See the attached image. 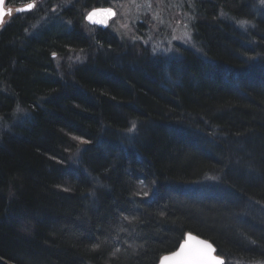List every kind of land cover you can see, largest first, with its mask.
Instances as JSON below:
<instances>
[{
    "label": "trees",
    "instance_id": "1",
    "mask_svg": "<svg viewBox=\"0 0 264 264\" xmlns=\"http://www.w3.org/2000/svg\"><path fill=\"white\" fill-rule=\"evenodd\" d=\"M52 1L39 0L0 31V115L6 120L12 110L17 121L16 128L0 120V264H158L181 228L242 253L226 238L231 210L203 201L205 187L195 197L187 186L222 168L225 155L204 143V132L218 130L224 143L235 142V153L254 158L262 178L252 193L264 199V0H194L180 83L149 58L130 59L123 69L108 61L95 70H58L51 52L91 43L74 25L52 27L65 14L52 12ZM140 115L154 122L149 133ZM21 118L30 126L21 128ZM137 135L148 138L142 151L130 150ZM66 147L73 157L93 149L75 167L87 176L103 167L105 188L60 164L69 166ZM132 155L143 156L139 167ZM142 180L157 186L154 203L140 206L145 214L133 212L130 200ZM250 232L246 241L264 245L262 232Z\"/></svg>",
    "mask_w": 264,
    "mask_h": 264
},
{
    "label": "bare ground",
    "instance_id": "2",
    "mask_svg": "<svg viewBox=\"0 0 264 264\" xmlns=\"http://www.w3.org/2000/svg\"><path fill=\"white\" fill-rule=\"evenodd\" d=\"M81 1L82 0H76L75 3H71L70 6H74L73 8L68 5L70 9H65V14H62L63 17H65V15L66 17L63 18L61 16L58 21H55V26L57 28H65L64 26H68L69 19L71 18L81 19V13L83 11L88 10L91 5L90 3L95 0H83V2ZM187 3L188 2L184 4L183 10L185 9L186 12H189L192 9L189 6L190 3ZM8 18L10 17H7V19ZM201 20L204 19L199 18V21ZM5 26L6 24L3 25V27ZM99 35L104 40L103 44L97 42ZM82 37L83 40L87 43L90 42L91 46L89 45L88 48L82 49L80 46L65 45L62 48V52L60 54L51 52V58L54 61L53 64L58 70L66 69L72 64L79 66V69H99L98 66H100V64H105L108 61L113 63L116 61V58L114 56L118 55V57L121 58L123 52H125L126 49L133 48L127 43H119V41H116V39L112 38L113 36L110 33L98 32L91 38L85 34ZM182 48H180V50L176 51L175 53L170 54V56L162 54L157 56L153 55L154 52H150L148 54H145L149 55L148 57L143 56L139 58L141 60H146L145 58H149L150 60H148V63L161 60L163 73L169 75V80L175 79L178 81V83H180L178 79L180 78V75L182 73V69H180V65L182 63ZM260 48L261 46L258 47V54L259 52H261ZM79 53L81 55H78ZM226 65L232 66L228 63ZM71 69H73V67ZM174 70L179 71V75L177 77H175L173 74ZM130 71L131 73H134V71ZM72 80H74V78H72ZM228 82L234 83L236 82V80L229 79ZM18 103L19 100L15 99V105ZM140 116L141 118H143V125H145L143 126V130H145L146 133H149V130H152L150 128L154 125V122H152V120H150V117L148 116ZM3 117L4 115L1 114L0 120H2V126L13 125L17 128V121H13L11 119V117L16 119V115H12V110L7 113L6 120L8 121L4 120ZM20 120H22L21 128L30 126L28 125L29 123L25 119L21 118ZM186 123L187 130L194 131L196 129L195 126L197 125L195 123L194 125H192L190 121ZM207 131L204 132L205 134L207 133L206 141L204 142L206 143L205 146L209 147V149L213 152L217 150L219 151V153H223L226 158L218 157V164L222 167L218 171L217 169L216 171L210 170L208 172H203L197 175V178L193 180V183L187 186L188 194H192V196L195 197H200V195L197 193L202 187H205L206 190L210 191L209 194L206 195L207 198H205L203 201L208 202L211 201L212 198L217 201V203L215 202L217 206L221 204L227 207L229 211L231 210L229 213V225L227 224V229L225 230L226 238L230 243L236 242V244L239 245L240 250H242V253H232L230 251H227V249H225L224 246H221V244L219 245L217 242L216 244L214 241L209 240V238L203 237L202 233L195 234L193 232H190L186 228H181V232L178 237L174 239V241H169L168 243L167 249L172 250L166 253L163 257H168L170 255L179 253V259L177 264H187L186 258L190 254L203 253L214 258V260L211 261V264H217V262H222V264H264V245L258 244V242L255 244H251L246 241L249 237L246 231H251L250 233H252L255 230L257 236H261V232L264 234V199H261L257 195H254L252 193V187L256 186V184L254 183H257L261 180L262 172L254 158H251V160H249V158H245L246 154L241 151L235 153V142H233V140L230 139L229 142L224 143L227 139L225 137L221 139L219 137L220 134L217 135V133H219L218 130L217 132L215 130H211L208 132ZM103 136H105V134H103ZM147 139L148 138H145L144 136L137 135L134 140V146H132L130 150L142 151L144 148V142H146ZM222 144L225 145L223 146ZM120 146L121 145L119 144L118 146L116 145V148H118L119 151L120 149L122 150ZM93 148L97 149L96 147ZM63 150L64 156H67L66 161H68L69 166L68 164H63L61 162L60 164L66 168L70 167L71 170L75 171L77 173L75 174L77 180L82 178L85 181L90 182V184L97 183L98 185H102V187L105 188V185L109 183L108 178L110 174L108 175L107 173H105L103 167L99 169V171L92 169L94 172L92 176H87L83 174V171L75 167L80 165L82 161L80 155L82 154V157H87V159H89L93 149L84 150L83 152L74 155V157L72 156L73 151L69 147L63 148ZM124 153L126 155H129L127 152ZM120 154L124 156L122 151L120 152ZM235 154H237L239 158H234ZM132 156L136 159L137 166L139 167V165H141L143 156ZM241 158H244L243 161L241 160ZM90 164L91 166H93L94 161L90 160ZM129 164L130 166H132V164L134 163L132 161V163L130 162ZM133 172H135L136 176H139L137 171L135 169L133 170L132 168L130 170V173L132 174ZM135 184L136 186L133 188V192L131 195L133 196V198L131 197L132 199H130L133 204V212L145 214L146 207L142 209L140 206L144 207L154 203L156 197V195H153L155 184L147 185L146 181L144 180H142L141 184L137 183V181ZM91 191L101 194V190L94 186H92ZM209 245L211 246L210 248L207 247Z\"/></svg>",
    "mask_w": 264,
    "mask_h": 264
},
{
    "label": "rangeland",
    "instance_id": "3",
    "mask_svg": "<svg viewBox=\"0 0 264 264\" xmlns=\"http://www.w3.org/2000/svg\"><path fill=\"white\" fill-rule=\"evenodd\" d=\"M5 1L6 8L8 6V8H16L15 6L8 5L7 0ZM38 1L33 2L35 6H38ZM75 2L76 0H54L50 8L52 12H56L59 8L70 9V7H74L70 6V4ZM186 2H188L187 4L190 3L189 6L192 9L189 12H186L185 9L183 10ZM27 6L28 4H23L19 7L25 8ZM97 8H111L115 11L116 15L109 23L106 33H110L113 36L112 38L119 41V43H127L133 47L123 52L121 59L129 56L127 58L128 61L125 63L119 61L118 55L114 56L116 61L119 62L117 66L120 69H123L130 59H138L143 56L148 57L149 55L145 54L150 52H154L153 55L157 56L160 54L170 56V54L175 53L184 46L191 47V22L196 21L195 16L190 14L195 8L194 0H102L100 4L92 5L88 10L83 11L81 19H76V21H74L75 18L70 19L72 22L68 23L70 25L69 29L74 25L78 28L79 32L88 35L90 38L96 33L102 32L99 27L91 26L85 19V16L92 9ZM29 12L31 11L28 10L26 13L16 14L19 17ZM44 12L47 13V11ZM16 14L13 13L7 19L6 26L13 21L12 19ZM5 27H0V31ZM52 27H55V20H53ZM78 55L81 54L79 53ZM178 72L177 70L173 71L175 77L179 75Z\"/></svg>",
    "mask_w": 264,
    "mask_h": 264
},
{
    "label": "water",
    "instance_id": "4",
    "mask_svg": "<svg viewBox=\"0 0 264 264\" xmlns=\"http://www.w3.org/2000/svg\"><path fill=\"white\" fill-rule=\"evenodd\" d=\"M33 4V3H31ZM34 5V4H33ZM21 9H27V7H16L15 9L12 8H6V1L5 0H0V16H2L3 19V23H0V27H2L3 25H5L6 23V19L7 17H10L13 15V13H26L28 10H24L21 11ZM33 8H31L30 10H32ZM106 9H111V8H97V9H92L91 12H89L86 16L85 19L86 21L91 25V26H97L100 29L107 30L106 28L108 27L109 23L114 19L115 15H110L106 12H101V11H97V10H106ZM112 10V9H111ZM93 11H97V15L94 16L91 20L88 19V16L90 13H92ZM112 12L115 13V11L112 10ZM179 259V253L174 254V255H170V256H165L162 257L158 264H177Z\"/></svg>",
    "mask_w": 264,
    "mask_h": 264
},
{
    "label": "snow or ice",
    "instance_id": "5",
    "mask_svg": "<svg viewBox=\"0 0 264 264\" xmlns=\"http://www.w3.org/2000/svg\"><path fill=\"white\" fill-rule=\"evenodd\" d=\"M33 7H34L33 4H28L27 9H21V11L30 10ZM97 11L106 12L110 15H115V13L112 12L111 9L97 10ZM97 11H93L92 13H90L88 16V19L91 20L94 16H96ZM0 23H3L2 16H0ZM207 247L210 248L211 246L209 245ZM186 260H187V264H211V261L214 260V258L208 256L207 254H203V253H199V254L198 253H192L186 258ZM217 264H222V262H217Z\"/></svg>",
    "mask_w": 264,
    "mask_h": 264
},
{
    "label": "flooded vegetation",
    "instance_id": "6",
    "mask_svg": "<svg viewBox=\"0 0 264 264\" xmlns=\"http://www.w3.org/2000/svg\"><path fill=\"white\" fill-rule=\"evenodd\" d=\"M32 3H33V2H32ZM29 4H31V3H29ZM33 4H34V3H33ZM34 5H35V4H34ZM31 12H32V10H31ZM16 16H17V14L14 16V18H15ZM14 18H13V19H14ZM13 19H12V20H13ZM108 28H109V26H108ZM108 28H107V29H108ZM99 29H100V28H99ZM99 29H97V30H99ZM74 30L77 31V32H79V30H78V28H77L76 26H74ZM100 30H103V29H100Z\"/></svg>",
    "mask_w": 264,
    "mask_h": 264
}]
</instances>
